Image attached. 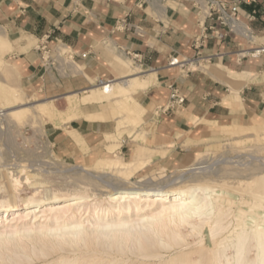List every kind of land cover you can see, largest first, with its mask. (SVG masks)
<instances>
[{"label":"crops","instance_id":"0c3cea01","mask_svg":"<svg viewBox=\"0 0 264 264\" xmlns=\"http://www.w3.org/2000/svg\"><path fill=\"white\" fill-rule=\"evenodd\" d=\"M224 1L245 24L246 35L204 17L192 0H0V28L11 41L23 86L31 92H89L102 88L99 79L115 85L127 77L118 66L123 56L140 77L155 75L152 85L133 95L148 113L145 123L121 128L123 146L117 153L131 157L142 144L156 151L145 169H182L195 162L216 125L245 122L264 112V0L254 5ZM45 42L68 51L81 68L76 78L63 80L47 72ZM174 59L189 65H171ZM170 86L179 89L185 102L158 112L169 102ZM232 87L241 102L230 98ZM84 114L107 120L84 117L52 138L59 156L88 164L106 151L107 134H119V118L90 107ZM140 134L144 141L135 140Z\"/></svg>","mask_w":264,"mask_h":264},{"label":"bare ground","instance_id":"6f19581e","mask_svg":"<svg viewBox=\"0 0 264 264\" xmlns=\"http://www.w3.org/2000/svg\"><path fill=\"white\" fill-rule=\"evenodd\" d=\"M12 50L10 39L0 31V54L1 51L12 52ZM123 59H119L118 66L127 77L117 81V87L112 84L107 89L95 86L89 92L86 91L84 94L82 92L83 95L77 92L66 96L68 104L66 109L70 112L66 123L76 120V113L80 111L81 106L87 104H107L111 112L120 110V116L111 115V118H119V134L106 135L107 145L104 153L114 155L121 147L122 141H119L121 128L134 127L142 120L144 108L134 100V93L138 88L148 87L155 76H148V79L140 77L138 71L131 69V64ZM68 67L70 70L74 67L75 73L81 72V68L74 62H70ZM87 78L91 83L94 82L91 77ZM232 89L233 95L230 98L241 102L237 91L240 88L232 87ZM0 104L4 105V108L0 109V115H7L17 120H23L34 112L47 115L51 120L57 110L53 100L37 104L22 102L20 94L6 83H0ZM83 116L88 120H107V117H100L97 114H83ZM260 125L261 119H254V124L249 126V130H254ZM235 129L238 128L234 124L216 125L213 133L232 134L236 132ZM242 133L244 136L251 134L249 131ZM79 144L84 151H87L86 143L79 141ZM154 153L150 147L141 144L137 145L135 153L129 160H124L118 155L115 158L97 157L93 165H103L116 171L120 174L121 180L134 185L132 188H113L114 192L106 198L102 197L103 199L97 197V194L92 198L87 191L68 193L53 191L48 195H32L20 201L0 198V264H28L42 260L43 257H51L52 254L59 255L56 264H134L133 261L127 263L129 258L127 261L123 259L126 258L125 248L130 246L141 252L140 254H143L141 257L146 259L160 257V253L152 251L154 249L168 247L169 250L172 247L177 246V249L178 246L181 247V252L177 253L180 254L179 256L160 264H264V213L263 215L258 213L259 210H264V172L246 181L247 183L244 184L247 188H243L251 194L252 209L258 210L257 213L248 215V211L245 212L240 208L236 213L233 210L236 202L231 198L232 196L230 197V193L224 191L218 193L215 187L208 185L207 182V184L197 182L182 186L175 185L172 181L168 185L161 186L142 185L134 181L135 175L151 163ZM160 153L163 155L161 151ZM200 154H196L194 164L182 168L181 171L200 173V170L206 168L205 162H198L200 157H197ZM181 177L178 180L182 179ZM99 178L101 180V177ZM179 182L182 181H177L176 184ZM240 202L238 204H241ZM156 204L159 208L157 212L141 214ZM132 213L136 214H134L136 218L132 217ZM11 215L15 217L11 219ZM249 220L252 222L249 223ZM26 222L30 227L20 228ZM205 228L209 229L212 248L206 247L203 238ZM193 236L197 237V245L194 244L197 247L193 246L194 249L186 251L185 248L190 245L189 238ZM107 244L108 248L105 250L103 245L106 247ZM111 246L116 248L112 250L115 255L121 257L120 260L109 258L113 252L110 253L107 249ZM131 249L128 248L126 251H133ZM21 255L25 256V259Z\"/></svg>","mask_w":264,"mask_h":264},{"label":"rangeland","instance_id":"374dc122","mask_svg":"<svg viewBox=\"0 0 264 264\" xmlns=\"http://www.w3.org/2000/svg\"><path fill=\"white\" fill-rule=\"evenodd\" d=\"M1 30L2 29L0 28V31ZM44 46L47 47L43 50V64L47 72L56 75L57 77H61L63 80L73 77L76 78L79 75V73H75L74 67H71V70L68 67V64L73 62V60L69 59L67 50L62 48L57 51V49L50 45L49 42H45ZM1 54L0 83H6L14 87V89L20 94L22 102L24 103L37 104L43 101L53 100L57 110L55 116L51 120L47 115L38 112L30 114L23 120H17L3 114L0 115L3 116L0 120V198H9L20 201L32 195H48V193L51 194L53 191L59 193L87 191L92 198L97 194V197L103 199L102 197L106 198L114 192L112 190L113 188L121 189L134 187L133 184L121 180L119 178L120 174L116 171L108 169L103 165H93L94 161L88 164H83L73 159L62 158L57 154L52 138V134L56 131L62 130L68 132L74 121L84 118L83 114L89 107L94 110L101 109L102 111L109 112L111 115L115 114V117L120 116V110L117 109L114 113L111 112L110 106L107 104H87L81 106L80 111L76 113V115L79 116H75L76 120L66 123V118L70 114L66 109V106L68 105L66 102V96L77 92L80 95H83L84 92L81 90H71L65 94L56 95L43 92H31L23 86L21 70L15 62L13 50L12 52L1 51ZM129 64L131 63L129 62ZM115 86L117 87L118 84H115ZM2 108H4V105L0 104V109ZM145 111L146 110L143 112L144 114L142 113L143 121L141 120V122L145 121L144 116L147 112ZM254 118L261 119V125L260 127L255 128V131L253 129L249 130V126L254 124ZM141 122L137 123L134 128L136 129L142 125ZM230 124L236 125L238 129L241 127L243 129L245 128V130L235 129L236 132L232 134H226V132L212 133L211 138L204 141V148L201 150V154L197 157H200L198 162H205L206 166V168L200 170V173H194L195 171L184 172L181 171V168L169 169L164 167H149L144 171L138 172L134 177V181H137L142 185L153 184L161 186L168 185L172 181L175 185L182 186L197 182L208 183V185L215 187L218 193H222L223 191L230 193V197L232 196L231 198L236 202V204L233 205V210L236 211V213L240 209L245 212L248 211V215L257 213L258 210L252 209L253 198H251V194L246 191L247 189L244 190L243 188L246 187V181H250L252 178L254 179L256 176H259L264 172V112L245 122H233ZM239 125L240 127H238ZM215 128L216 126L214 129ZM242 131H249L251 134L254 132V134L244 136ZM128 134L130 136L132 135L131 133ZM122 137L123 133L119 135L120 142L123 139ZM140 139L145 140V138L141 136L135 138L136 141ZM122 146L123 143H121V147ZM136 149L137 146L135 147V150ZM135 150L133 154L135 153ZM101 154L100 156L105 158H115L117 155L122 156L124 160H129L133 156V154L130 157L129 155H119L118 153L114 155L104 152H101ZM194 163L195 162H193V164ZM77 165H86L88 167L84 168ZM99 177H101V180H99ZM180 177L182 178L180 179L182 182L176 184L177 181H180L178 180ZM239 198H243L244 200H239ZM243 201H245V205H243ZM239 202L241 204H238ZM158 209L159 208L156 204L153 208L150 210L147 209L141 214L150 211L154 213L157 212ZM263 211V209L259 210L258 213L263 215ZM132 214V217L136 218V214ZM14 217L15 215H11V219ZM250 221L251 220L248 222L251 223L252 221ZM28 227H30V225L27 222L20 226V228ZM208 230V228L204 229L203 238L206 247L212 248L213 244L210 240L211 237ZM191 238H189L191 246H187L185 248L186 251L194 249L195 247L193 246L197 245V237L193 236ZM104 245L103 248L106 250L108 244L106 247H104ZM178 247V249L176 246L169 250L168 247L167 249H163L164 247L161 249L160 247L158 248L159 250L156 249L157 251L154 249L152 251L158 252V254L160 253V257H147L148 259H146V257H141V255H143L140 254L141 252L130 246L128 248H132L131 250L133 251H126L128 248H125L126 258L124 257L123 259L124 261H127L129 258L127 263H132L131 261H133L134 264H160L179 256L180 254L177 253L181 252V247ZM112 249L116 250L114 246L107 249V251L109 250L108 252H113L109 258L120 260L119 258L121 257L117 254L118 257H116ZM134 250L136 251L134 252ZM130 252L137 253L134 255ZM61 253L68 255V253ZM21 256L25 259V256ZM57 257L59 258L58 254H52L51 257H43L42 260H35L28 264H45V262H47V264H54L53 262H55L56 264L58 260Z\"/></svg>","mask_w":264,"mask_h":264},{"label":"built area","instance_id":"2783aa9c","mask_svg":"<svg viewBox=\"0 0 264 264\" xmlns=\"http://www.w3.org/2000/svg\"><path fill=\"white\" fill-rule=\"evenodd\" d=\"M194 5L199 10V13L206 18H214L220 25L227 27L233 32L239 33L241 35H246L247 30L245 24H243L237 14L231 10L228 2L224 0H192ZM261 0H240L241 3L254 5L258 4ZM46 47H44L45 49ZM138 56L133 57L134 60L138 59ZM194 62L190 64L193 65ZM171 65H180L183 68H186L189 65V61L180 62L178 59H174L170 62ZM98 85L104 89H107L111 82L106 80L99 79ZM171 93L169 102L158 109V112H168L172 111L185 102V98L182 96L181 92L175 86H170ZM3 116H0V120Z\"/></svg>","mask_w":264,"mask_h":264}]
</instances>
